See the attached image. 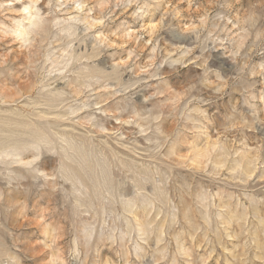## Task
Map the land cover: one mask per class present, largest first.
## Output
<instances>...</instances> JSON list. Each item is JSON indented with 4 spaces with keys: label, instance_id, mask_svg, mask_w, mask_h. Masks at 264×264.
<instances>
[{
    "label": "rangeland",
    "instance_id": "rangeland-1",
    "mask_svg": "<svg viewBox=\"0 0 264 264\" xmlns=\"http://www.w3.org/2000/svg\"><path fill=\"white\" fill-rule=\"evenodd\" d=\"M0 264H264V0H0Z\"/></svg>",
    "mask_w": 264,
    "mask_h": 264
}]
</instances>
